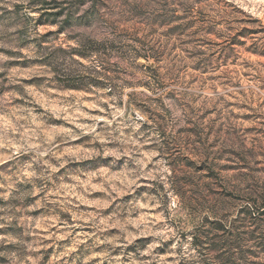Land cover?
<instances>
[{
	"label": "rangeland",
	"instance_id": "374dc122",
	"mask_svg": "<svg viewBox=\"0 0 264 264\" xmlns=\"http://www.w3.org/2000/svg\"><path fill=\"white\" fill-rule=\"evenodd\" d=\"M246 202L264 0H0V264H264Z\"/></svg>",
	"mask_w": 264,
	"mask_h": 264
},
{
	"label": "trees",
	"instance_id": "16d2710c",
	"mask_svg": "<svg viewBox=\"0 0 264 264\" xmlns=\"http://www.w3.org/2000/svg\"><path fill=\"white\" fill-rule=\"evenodd\" d=\"M261 210V211H260ZM254 212H259L258 213V215L257 216H255V213ZM237 215L238 216H240V217H242V218H240L241 220H245V219H247V218H250V219H252V218H258V221L259 222H261L262 223V221H263V218H264V204L261 206V208L259 207H257L256 208V206H252L251 204H249V203H247L246 202V204H244V206L241 208V209H239L238 210V212H237ZM236 220V219H235ZM248 226H251V224H248ZM248 226H246V227H248ZM224 228H225V226L223 227V226H218V227H215V230L216 231H220V230H224ZM229 227H227V229H228ZM232 228V230L233 229H239L240 227L238 226V227H236V228H234V227H231ZM264 230V229H263ZM254 233V230L252 229L251 231H250V233ZM260 234H262V233H260ZM234 235L233 234H227V236H226V239H228V238H230V237H233ZM199 245V244H198ZM228 248V251L226 252V254H227V258H226V262H228V263H230V264H232L233 262L231 261V258H232V254H230V253H228L229 252V250H235V249H238V248H231V246L229 247H227ZM240 248V247H239Z\"/></svg>",
	"mask_w": 264,
	"mask_h": 264
}]
</instances>
